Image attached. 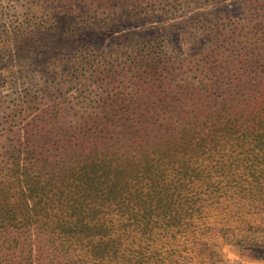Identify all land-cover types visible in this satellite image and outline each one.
<instances>
[{"label":"trees","instance_id":"trees-1","mask_svg":"<svg viewBox=\"0 0 264 264\" xmlns=\"http://www.w3.org/2000/svg\"><path fill=\"white\" fill-rule=\"evenodd\" d=\"M248 3L240 61L256 66L192 119L136 109L109 144L102 122L97 143L95 128L51 144L31 138L46 123L27 125L0 170V264H182L177 239L192 264H221L223 244L264 248V0Z\"/></svg>","mask_w":264,"mask_h":264},{"label":"rangeland","instance_id":"rangeland-1","mask_svg":"<svg viewBox=\"0 0 264 264\" xmlns=\"http://www.w3.org/2000/svg\"><path fill=\"white\" fill-rule=\"evenodd\" d=\"M251 12L248 0H0V170L31 136L28 124L46 123L31 136L42 142L94 133L97 143L102 122L109 144L111 123L144 112L159 124L192 119L213 104L203 95L256 66L241 63L237 30ZM219 203L224 214L229 200ZM177 243L172 257L192 264ZM221 253V264H264L261 247L223 244Z\"/></svg>","mask_w":264,"mask_h":264}]
</instances>
